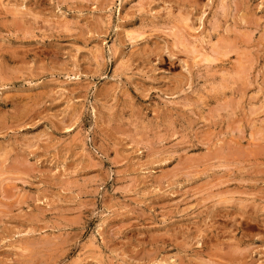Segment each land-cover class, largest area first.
<instances>
[{"label": "rangeland", "instance_id": "obj_1", "mask_svg": "<svg viewBox=\"0 0 264 264\" xmlns=\"http://www.w3.org/2000/svg\"><path fill=\"white\" fill-rule=\"evenodd\" d=\"M263 106L264 0H0V264H264Z\"/></svg>", "mask_w": 264, "mask_h": 264}, {"label": "bare ground", "instance_id": "obj_2", "mask_svg": "<svg viewBox=\"0 0 264 264\" xmlns=\"http://www.w3.org/2000/svg\"><path fill=\"white\" fill-rule=\"evenodd\" d=\"M46 1V0H45ZM40 4V3H39ZM196 5V4H195ZM188 9V8H187ZM246 11V10H245ZM187 12V11H186ZM185 12V13H186ZM184 13V14H185ZM15 14V13H14ZM181 14V13H180ZM27 15V14H26ZM196 16V15H195ZM188 18V17H187ZM34 19V18H33ZM183 19V18H182ZM189 19V18H188ZM201 19V18H200ZM18 20V19H17ZM180 20V19H179ZM198 20V19H197ZM16 21V20H15ZM181 21H184V20H181ZM29 23V22H28ZM185 23V22H184ZM31 24V23H30ZM203 24V23H202ZM251 24V23H250ZM18 26V25H17ZM201 26V25H200ZM178 29V28H177ZM194 30V29H193ZM196 30V29H195ZM17 32V31H16ZM10 33V32H9ZM26 33V32H25ZM24 34V33H23ZM131 34V33H130ZM174 39H177V38H174ZM205 39V38H204ZM178 43V42H177ZM184 43V42H183ZM173 44V43H172ZM183 45V44H182ZM176 46V45H175ZM181 47V46H180ZM191 48V47H190ZM218 48V47H217ZM8 49V48H7ZM5 51V50H4ZM181 51H183V50H181ZM187 51V50H186ZM222 51V50H221ZM2 52H3V50H2ZM8 52V51H7ZM30 52V51H29ZM219 52H220V50H219ZM13 53V52H12ZM190 53V52H189ZM17 54V53H16ZM34 54V53H33ZM195 54V53H194ZM243 54V53H242ZM217 55V54H216ZM222 55V54H221ZM242 56V55H241ZM242 58V57H241ZM207 59V58H206ZM211 59V58H210ZM214 59V58H213ZM205 60V59H204ZM208 61H209V59H207ZM193 61V60H192ZM206 61V60H205ZM212 61H214V60H212ZM252 61V60H251ZM246 69H247V66H246ZM242 74V73H241ZM244 74V73H243ZM245 77H246V75H245ZM238 78H239V76H238ZM244 78V77H243ZM242 79V78H241ZM245 80V79H244ZM180 81V80H179ZM241 84V83H240ZM246 84V83H245ZM243 85V84H242ZM244 86V85H243ZM242 86V87H243ZM246 86V85H245ZM245 86H244V88H245ZM243 88V89H244ZM248 89V88H247ZM39 92V91H38ZM37 92V93H38ZM241 92V91H240ZM26 93V92H25ZM28 93V92H27ZM31 94V93H30ZM245 94V93H244ZM39 95H40V93H39ZM242 96H243V94H242ZM10 97V96H9ZM241 98V97H240ZM5 102V101H4ZM26 102H27V100H26ZM31 105V104H30ZM24 107V106H23ZM264 107V106H263ZM20 108V107H19ZM20 110V109H19ZM38 113V112H37ZM250 116V115H249ZM29 119V118H28ZM10 120V119H9ZM258 128V127H257ZM259 133V132H258ZM234 150H236V149H234ZM234 150H233V152H234ZM218 151H220V150H218ZM226 151V150H225ZM261 151H262V149H261ZM232 152V151H231ZM259 152H260V150H259ZM216 153H217V151H216ZM215 153V154H216ZM242 153V152H241ZM246 153V152H245ZM261 153V152H260ZM5 154V153H4ZM248 154V153H247ZM253 154V153H252ZM220 155V154H219ZM246 155V154H245ZM254 156H255V154H253ZM244 156V155H243ZM242 157V156H241ZM22 159V158H21ZM24 159V158H23ZM15 160V159H14ZM14 162V161H13ZM16 162H18V160L16 161ZM22 162V161H21ZM22 165H20V167H21ZM9 169V168H8ZM20 169H22V168H20ZM242 189V188H241ZM234 195V194H233ZM247 196V195H246ZM261 196V195H260ZM231 198V197H230ZM264 198V197H263ZM262 198V199H263ZM243 203V202H242ZM240 206H242L243 207V205H240ZM240 209V208H239ZM243 209H244V207H243ZM242 210V209H241ZM48 211V210H47ZM260 213V212H259ZM250 214V213H249ZM259 215V214H258ZM217 216H219V215H217ZM230 216V215H229ZM261 218V217H260ZM263 218V217H262ZM254 222V221H253ZM262 225V224H261ZM223 228V227H222ZM197 229H198V227H197ZM224 229V228H223ZM236 229V228H235ZM219 230V229H218ZM206 232L205 233H207V230H205ZM183 232V231H182ZM197 233H198V231H197ZM225 233V232H224ZM202 234V233H201ZM193 235V234H192ZM197 235V234H196ZM212 235H213V233H212ZM195 236V235H194ZM199 236V235H198ZM180 238V237H179ZM233 238V237H232ZM48 240H49V238H48ZM34 243V242H33ZM45 243V242H44ZM48 243V242H47ZM197 243V242H196ZM197 244H199V243H197ZM239 244H242L241 242L239 243ZM228 245V244H227ZM223 246V245H222ZM229 246V245H228ZM238 246H240V245H238ZM178 247V246H177ZM185 247V246H184ZM231 247H233V246H231ZM251 247V246H250ZM179 248V247H178ZM252 248V247H251ZM218 249H219V247H218ZM229 249V248H228ZM247 249H249V247L247 248ZM253 249V248H252ZM230 250V249H229ZM224 251V250H223ZM246 252V251H245ZM207 253V252H206ZM90 254H92V253H90ZM230 254V253H229ZM239 254V253H238ZM243 254V253H242ZM246 254V253H245ZM228 255V254H227ZM240 256V255H239ZM88 258V257H87ZM198 258V257H197ZM194 259V258H193ZM189 260H191V259H189ZM200 260V259H199ZM202 260V259H201ZM227 260H229V259H227ZM193 262V261H192ZM202 262H204V261H202ZM208 262H210V261H208ZM233 262V261H232ZM212 263V262H211ZM213 264V263H212ZM240 264V263H239ZM247 264V263H246Z\"/></svg>", "mask_w": 264, "mask_h": 264}]
</instances>
